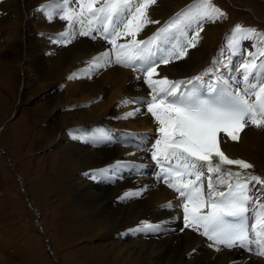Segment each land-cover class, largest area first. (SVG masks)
I'll use <instances>...</instances> for the list:
<instances>
[{
    "label": "bare ground",
    "instance_id": "obj_1",
    "mask_svg": "<svg viewBox=\"0 0 264 264\" xmlns=\"http://www.w3.org/2000/svg\"><path fill=\"white\" fill-rule=\"evenodd\" d=\"M230 1L247 4L252 11L257 7L253 0ZM194 2L158 0L149 15L160 23L149 25L138 38L152 36ZM49 3L52 0H0V123L9 107L17 113L26 111L27 127L35 132L34 148L47 153L46 170L38 168L35 174L51 206L52 228L46 236L51 241V258L56 259L58 249L63 264H264V258L240 248L214 251L205 237L184 229L179 207H162L169 202L177 205L178 199L157 178L160 171L151 159L157 125L146 108L141 110L144 114L121 119L136 105H121L120 101L146 98L147 86L142 78L136 79L138 73L117 65L100 68L90 79H68L89 69L88 62L110 45L80 36L67 46L53 44L51 37L64 30V22H49L37 11ZM231 30L225 18L206 23L196 47L185 58L161 65L160 77L187 80L200 75L226 48ZM254 43L242 40L239 52L226 57L229 66L221 67L224 77L238 76L236 69L256 50ZM211 79L206 75L203 82ZM7 88L15 96L6 105L3 93ZM94 139L99 142L94 144ZM224 140L220 146L228 157L248 161L253 165L251 171L264 178V129L249 126L239 142ZM118 161L127 167L112 180L85 175L110 169ZM141 189L147 190L120 199L125 192ZM5 202L0 184V208ZM23 223L28 235L11 233L0 215V264H50L44 249L46 256L34 243L32 235H39L31 228L25 208ZM145 223L159 224L162 230H136ZM35 224L43 233L40 223L35 220Z\"/></svg>",
    "mask_w": 264,
    "mask_h": 264
},
{
    "label": "snow or ice",
    "instance_id": "obj_2",
    "mask_svg": "<svg viewBox=\"0 0 264 264\" xmlns=\"http://www.w3.org/2000/svg\"><path fill=\"white\" fill-rule=\"evenodd\" d=\"M157 3L158 0H52L37 11L49 22H64V30L51 37L53 44L67 46L80 36L110 45L88 62L89 69L73 73L68 79H90L95 71L113 65L129 68L139 74L137 80L143 79L148 96L121 100V105H136L121 119L144 114L141 110L146 108L157 125L158 138L151 159L160 169L157 178L178 199L177 205L169 202L162 207H179L184 229L205 237L214 251L240 248L264 258V178L251 171L252 164L229 158L220 146L224 137L239 142L249 126L264 129V36L236 25L226 38V48L200 75L187 80L160 77L161 65L185 58L189 49L199 43L203 26L226 14L211 0H195L152 36L139 39L145 28L160 23L149 15ZM245 39L254 40L252 47L256 50L242 59L236 78L224 77L221 67L229 66L226 57L236 55ZM206 75L212 78L206 82L208 94L199 87ZM124 167L127 165L118 161L110 169L85 175L93 180H112ZM145 190L125 192L120 199L140 196ZM136 230L161 231L162 227L145 223Z\"/></svg>",
    "mask_w": 264,
    "mask_h": 264
},
{
    "label": "rangeland",
    "instance_id": "obj_3",
    "mask_svg": "<svg viewBox=\"0 0 264 264\" xmlns=\"http://www.w3.org/2000/svg\"><path fill=\"white\" fill-rule=\"evenodd\" d=\"M221 1H223V4ZM221 1L211 0V3L226 14L224 18L232 29L234 26L239 25L243 29H254L258 34L264 35V4L261 0H253L256 6L260 8L254 7L252 8L253 11L249 10L247 4L240 5L237 2L232 3L230 0ZM240 12H243L242 15H239ZM3 96L7 105L10 99H14L15 93L7 88ZM21 111L17 113V111H14L13 106L12 109L9 107L5 110L4 120L0 123V184L6 195V202L0 208V215L4 217L5 226L9 229V232L28 235L26 226L23 223V209L25 208L31 228L39 235V238L32 235L36 240L34 243L36 242L37 248L41 251L44 249L49 256L50 264H63L64 262L58 257L61 254L58 249L55 250L58 255L56 259L51 258V241L46 239L52 228L49 216L51 206L47 196L42 191L41 182L37 180L38 174H35V170L38 168L46 170L47 153L38 152L34 148L36 142L34 141L35 132L31 127H27L28 113ZM8 128L9 130L6 131ZM6 136H10V138L7 139ZM18 140L19 142H17ZM23 144H26V147ZM36 203L43 206V208L41 207L42 211ZM40 218H42L44 225L41 223ZM35 220L40 223L39 226L42 228L43 233L35 224ZM44 251L42 256L45 255Z\"/></svg>",
    "mask_w": 264,
    "mask_h": 264
}]
</instances>
